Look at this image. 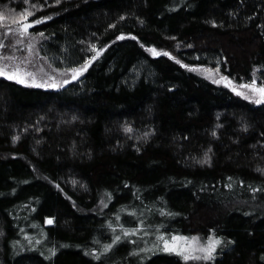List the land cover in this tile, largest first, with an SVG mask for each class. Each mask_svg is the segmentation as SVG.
Segmentation results:
<instances>
[{"label":"trees","instance_id":"16d2710c","mask_svg":"<svg viewBox=\"0 0 264 264\" xmlns=\"http://www.w3.org/2000/svg\"><path fill=\"white\" fill-rule=\"evenodd\" d=\"M24 8L53 68L102 51L58 88L0 76V264H187L161 234L264 264V102L194 69L264 83V0H0Z\"/></svg>","mask_w":264,"mask_h":264},{"label":"snow or ice","instance_id":"6c2138e0","mask_svg":"<svg viewBox=\"0 0 264 264\" xmlns=\"http://www.w3.org/2000/svg\"><path fill=\"white\" fill-rule=\"evenodd\" d=\"M56 3H59L60 0H55ZM25 3H28V0H25ZM37 7H44L43 4L40 5H35L32 4L30 5V8L35 9ZM33 15L32 11L29 10V8H24L19 14L17 15H11L9 17H6L3 12H0V23H2L5 19H10L13 24L16 25V28L13 29L9 26L6 27V32L12 33V32H19L20 35H24L27 33L28 29L32 26V24H38L41 22V20H47L50 17H42L41 20H32L31 22H28V17ZM38 35L43 36V33H39ZM118 39H123V35L118 37ZM19 42V41H18ZM0 47H4V44L2 41H0ZM93 49L96 50V55H93L89 57L83 65L78 66V67H70L67 68L63 71L71 73V78L73 80L77 79L78 76H80L83 72H85L88 68V66L91 64L93 60L97 58V56L100 54V51L102 49H96V45H92ZM29 50H31V45H29ZM151 53L154 56L160 55V53L153 47L150 49ZM165 55H171L170 53H164ZM4 61L7 60H15L16 58L14 56H4L2 58ZM173 59H175L173 57ZM23 67L21 66L20 63H15L12 65H9L7 63L0 62V76L7 77L9 80H17L20 83H26L27 81L24 79L25 76L31 77L33 83H35V73L30 71L28 68L29 61L25 60L22 62ZM185 67H189L188 65H184ZM38 71L43 72V67L41 66ZM56 71H61L60 69H56ZM229 87L232 88V91L237 92L238 89L234 87L231 83V81L228 80L227 77L222 78ZM63 83H68L67 79L63 80ZM219 83V81H217ZM38 86L40 87H51V88H58L61 86V83L56 80L54 76H49L48 81L45 83H41ZM240 87L249 90L248 93L246 94L244 91H239L238 94L241 96H245L247 99L254 100L257 104L261 103L264 101V83L262 84H257L255 78L251 80L250 83L241 85ZM127 131H131V129H126ZM147 135V133H145ZM209 158L207 154H205V159L202 162H208ZM264 171V170H260ZM75 183V181H74ZM255 191V190H254ZM110 195V194H109ZM170 214V213H169ZM48 223H52V219L49 218ZM137 229H125L124 230V236H127L129 232H136ZM122 239L121 236L117 235L114 237L112 244L117 243ZM159 239L163 242L164 245V251H169V252H176L180 256L183 257L185 261L188 260H212L214 259V254L216 253L217 246L221 244V238L215 235L209 236L207 238V243L206 244H201L198 248L196 247H191L187 244H181L179 242L181 241H197L199 240V237H183V236H171L170 239H166L163 234L159 236ZM112 244L105 245V251H107L109 248L112 247ZM54 251V250H53ZM199 252L202 253V255H196L195 253ZM99 259V256L97 255L96 257Z\"/></svg>","mask_w":264,"mask_h":264},{"label":"rangeland","instance_id":"374dc122","mask_svg":"<svg viewBox=\"0 0 264 264\" xmlns=\"http://www.w3.org/2000/svg\"><path fill=\"white\" fill-rule=\"evenodd\" d=\"M8 25H9V27H11L13 29L16 28V25L13 24L11 21L7 24V26ZM6 34H7V38L5 39ZM1 39L2 40H0V41L3 42L4 47H0V62L7 63L9 65H12L15 63H20L21 66L23 67L24 65L22 62L25 60L29 61L28 68L30 71L35 73V83H33L31 77L25 76L24 79L27 81V83H30V84L45 83L48 81L49 76H54L56 78V80L59 81L60 83H63L64 79L68 80L71 78V73L65 72L63 70H61L59 72L56 71V69L53 68L49 64L47 59L39 53L38 35L31 34L28 32L25 33L24 35H20L19 32L8 33V32H6V28H5V34ZM29 45H31V50H29ZM4 56H10V57L14 56L16 59L4 61L2 59ZM41 66L43 67V72L38 71V69ZM194 69H197L202 74V76L204 78L213 82L214 84L222 85L224 87L232 89L231 87H229L227 85V83L222 79L223 77L216 70L211 69V68H205V67H194ZM228 80L231 81L232 85L238 89L237 92L233 91L235 94L239 95L238 94L239 91H244L246 94L248 93L249 90L240 87L241 85H244V84L239 85L230 79H228ZM217 81H219V83H217ZM248 83H250V82H248ZM239 96L245 98V96H241V95H239ZM248 100H251V99H248ZM262 102H264V101H262ZM170 237L171 236H168V237L165 236L166 239H170ZM220 238H221L222 242L219 246H217L216 251L221 250V249L226 247L225 239L222 237H220ZM179 243L187 244L191 247L198 248L201 244L207 243V238L206 237H199V240H197V241L189 240L186 242L181 241ZM157 244H158V248L160 250L162 249L164 251V245L160 239L158 240ZM165 252H169V251H165ZM171 253L178 254L176 252H171ZM195 254L196 255H202V253H199V252H196ZM207 261L208 260H188L186 263L187 264H204Z\"/></svg>","mask_w":264,"mask_h":264}]
</instances>
